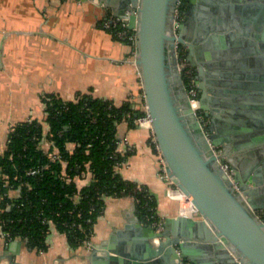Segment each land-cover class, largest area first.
Wrapping results in <instances>:
<instances>
[{
	"label": "water",
	"instance_id": "water-1",
	"mask_svg": "<svg viewBox=\"0 0 264 264\" xmlns=\"http://www.w3.org/2000/svg\"><path fill=\"white\" fill-rule=\"evenodd\" d=\"M186 1L190 5L176 35L177 0H99L105 10L113 7L114 15L127 27H138L135 61L165 160L166 180L193 198L196 215L179 213L163 218L158 229L143 223L137 213L124 230L115 229L108 239L92 245L88 256L92 264H180L184 258L193 264H264V218L256 202L264 191V174L260 166L244 165L239 163L241 157L231 156L232 151L243 153L248 146L264 143V113L260 112L264 89L258 91L259 104L247 102L242 95L255 90L242 89L239 78L243 74L231 72L230 63L221 60V50H213L225 47L224 39L232 42L235 35L242 34L229 30L238 28L240 9L264 4V0ZM204 3L218 13L196 16L197 4ZM226 9L233 11L234 17L230 18ZM254 36L245 43L251 44L258 63L264 65V39ZM183 50L199 90L197 109L185 83L186 67L179 65L178 52ZM202 111L210 119L208 126L201 120ZM223 113L242 118L234 120ZM234 121L237 127L231 130ZM212 145L223 149V160L235 171V181L246 199L221 168Z\"/></svg>",
	"mask_w": 264,
	"mask_h": 264
},
{
	"label": "crops",
	"instance_id": "crops-1",
	"mask_svg": "<svg viewBox=\"0 0 264 264\" xmlns=\"http://www.w3.org/2000/svg\"><path fill=\"white\" fill-rule=\"evenodd\" d=\"M258 3L238 11V28L229 30L242 32L240 37L235 35L232 42L224 39L225 47L213 49L221 50V60L230 63L231 72L245 75L239 78L241 88L256 92L242 95L250 104L260 103L256 98L259 89H264V65L258 63V54L252 51L251 44L245 43L255 39V34L264 39V4ZM207 5L197 4L196 16L203 18L218 13ZM229 9H226L227 14L234 17V10ZM108 15H114L113 7L105 10L99 0H0V153L17 122L45 117L43 97L47 94L73 100L79 93L87 92L116 104L131 102L139 109L144 108V88L135 61V48L101 26ZM248 83L255 87L251 89ZM260 112L264 113V109ZM202 113L204 115V111ZM223 115L234 120L242 118L233 113ZM235 127L234 121L231 130ZM117 135L126 140L120 149L125 152L130 146L133 151L118 167L122 176L149 188L155 195L161 219L184 213V202L189 203V199L162 176L160 153L153 143L152 129L124 121L119 123ZM231 156L241 157L239 163L244 165L260 166L264 174V143L248 146L243 153L232 151ZM90 179L85 176L77 181L83 185ZM256 202L257 211L264 218V191L258 194ZM190 208L185 214L196 215L192 203ZM136 214L133 196H106L105 209L95 223L91 243L103 242L115 229L124 230ZM19 241V238L8 240L0 224V264H92L88 259L89 246L72 245L55 225H52L43 252L28 247L23 240L18 244Z\"/></svg>",
	"mask_w": 264,
	"mask_h": 264
},
{
	"label": "trees",
	"instance_id": "trees-1",
	"mask_svg": "<svg viewBox=\"0 0 264 264\" xmlns=\"http://www.w3.org/2000/svg\"><path fill=\"white\" fill-rule=\"evenodd\" d=\"M181 56L186 58L184 51ZM183 75L190 87L191 76ZM43 101L45 117L17 122L0 153V224L6 238L22 239L28 247L44 251L55 225L72 245H83L92 239L110 195L133 196L142 221L152 222L153 214L158 220L155 195L118 171V163L133 153L120 149L118 125L126 112L134 118L144 114V108L87 92L74 100L47 94ZM54 147L60 151L58 160L49 156ZM31 167H39L38 174L29 175ZM85 176L90 181L79 185L78 178Z\"/></svg>",
	"mask_w": 264,
	"mask_h": 264
},
{
	"label": "built area",
	"instance_id": "built-area-1",
	"mask_svg": "<svg viewBox=\"0 0 264 264\" xmlns=\"http://www.w3.org/2000/svg\"><path fill=\"white\" fill-rule=\"evenodd\" d=\"M183 2H184L183 0H177L176 8L174 11L175 14H174V20H173V30H174V33L176 35H177L178 25L181 23V21L184 18V11L182 10L183 9L182 6L184 5ZM128 13H130V12L128 11ZM135 13H136V11H135ZM102 27L104 29H107L110 32H112L114 35H116L118 37V39H122L124 41L126 40V41L130 42L134 48L136 47V42L138 39V27L137 26L134 28H129V27H127L126 23L123 21L122 18L115 16V15H109L108 17H106L102 21ZM176 44H177V47H180V44L178 42H176ZM134 52L136 53V48H135ZM178 54L180 55L179 56L180 67L181 68L183 66L186 67V69L183 71V74L185 73V74L191 76V84H190V87H188V91H189V95L191 98V102H193L194 105H196V107H194V108L197 109L198 108L197 104L199 103V101H198L199 97H198V88L196 87V78H195L194 74L192 75L193 69L187 63L186 58H183L181 56V52H178ZM187 67H188V69H187ZM144 98H145V92H144ZM129 119H132L133 123L138 125V126H148L152 129V138H153L152 140H153V143L155 144L156 149L160 153V159H161L162 171H163L162 176L165 178H168L165 160H164V157L162 156L161 151L159 149L158 141L156 139V135H155V132L153 129L152 116H151V113L149 111V108H148L146 102H145V106H144V114L136 115L133 118L131 112L128 111L125 113L124 119L121 122H124V121L130 122ZM201 120L203 123L206 124L205 119L201 118ZM117 142L119 143V145H121L122 142L126 143V140H124V139L121 140L119 138ZM212 148L214 150V154L217 156V158L220 162L221 168L226 172L227 176L232 180V183L235 187V190L241 194L242 198L246 199V196L239 190L237 182L235 181V171L231 168V166L229 165V163L227 161L223 160V157L225 156L223 149L220 146H214V145H212ZM127 150H132V149L130 146H128ZM49 156L52 160H58L61 157L59 148L54 147V149L50 152ZM124 163H125V161H120L118 163L119 167L121 165H123ZM39 171H40L39 167H31L27 171V173L29 175H36V174H38ZM64 175H65V173H64ZM142 188H143V186L141 184H139L138 189H142ZM169 191L171 193L172 190L169 189ZM151 218L152 219L155 218V219L152 220V222H148V221H144V222H146L147 224L156 226L159 229L161 226L160 225L161 218L156 220L155 214H153L149 217V219H151ZM5 235H6V233H5ZM7 235H9V234L7 233ZM9 240H13V239H9ZM85 244H87V246H89V248H91L93 245L91 243V240L85 242ZM41 252H43V250H41ZM179 262H180V264H193L190 259H186V258L182 259L181 261L179 260ZM240 264H242V263H240Z\"/></svg>",
	"mask_w": 264,
	"mask_h": 264
},
{
	"label": "bare ground",
	"instance_id": "bare-ground-1",
	"mask_svg": "<svg viewBox=\"0 0 264 264\" xmlns=\"http://www.w3.org/2000/svg\"><path fill=\"white\" fill-rule=\"evenodd\" d=\"M192 103V106L193 107H196V105H194V103L193 102H191ZM197 105H199V103L197 104ZM180 191L182 192V195L183 196H185L187 199H189L188 201H189V203L188 202H184V206H183V210H184V213H187L191 208H190V203H192V207H194V209H195V206L193 205V202H192V197L190 196V195H187L185 192H183L181 189H180ZM178 194H180V192H177ZM191 201V202H190Z\"/></svg>",
	"mask_w": 264,
	"mask_h": 264
},
{
	"label": "flooded vegetation",
	"instance_id": "flooded-vegetation-1",
	"mask_svg": "<svg viewBox=\"0 0 264 264\" xmlns=\"http://www.w3.org/2000/svg\"><path fill=\"white\" fill-rule=\"evenodd\" d=\"M183 3H184L185 5H188V4H189L186 0H185ZM182 10L185 12L186 9H182ZM184 16H185V14H184ZM183 51L185 52V50H183ZM198 91H199V90H198ZM205 117H206V118H209V117H207L205 114L203 115L202 112H201V118H202V119H205ZM206 123H207V126H208L209 123H210V119H209V121L206 122Z\"/></svg>",
	"mask_w": 264,
	"mask_h": 264
},
{
	"label": "rangeland",
	"instance_id": "rangeland-1",
	"mask_svg": "<svg viewBox=\"0 0 264 264\" xmlns=\"http://www.w3.org/2000/svg\"><path fill=\"white\" fill-rule=\"evenodd\" d=\"M187 69H188V67H187ZM205 121H206V119H205ZM207 122V121H206ZM207 124V123H206Z\"/></svg>",
	"mask_w": 264,
	"mask_h": 264
}]
</instances>
